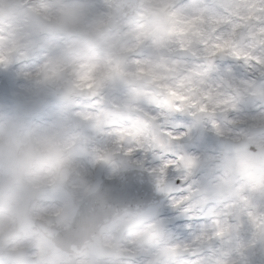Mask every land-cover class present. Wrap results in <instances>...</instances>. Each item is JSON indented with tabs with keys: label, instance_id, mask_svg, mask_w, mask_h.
<instances>
[{
	"label": "clouds",
	"instance_id": "1",
	"mask_svg": "<svg viewBox=\"0 0 264 264\" xmlns=\"http://www.w3.org/2000/svg\"><path fill=\"white\" fill-rule=\"evenodd\" d=\"M0 264H264V0H0Z\"/></svg>",
	"mask_w": 264,
	"mask_h": 264
}]
</instances>
